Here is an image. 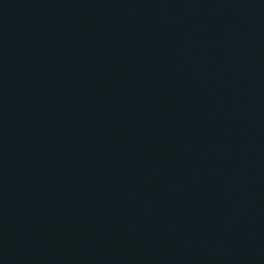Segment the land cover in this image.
Instances as JSON below:
<instances>
[{
  "label": "water",
  "instance_id": "obj_1",
  "mask_svg": "<svg viewBox=\"0 0 264 264\" xmlns=\"http://www.w3.org/2000/svg\"><path fill=\"white\" fill-rule=\"evenodd\" d=\"M0 264H264V0H0Z\"/></svg>",
  "mask_w": 264,
  "mask_h": 264
}]
</instances>
